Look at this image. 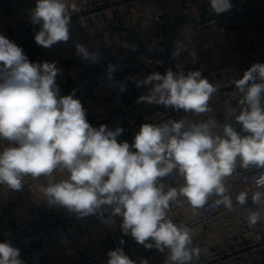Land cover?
Returning a JSON list of instances; mask_svg holds the SVG:
<instances>
[{
  "label": "clouds",
  "instance_id": "1",
  "mask_svg": "<svg viewBox=\"0 0 264 264\" xmlns=\"http://www.w3.org/2000/svg\"><path fill=\"white\" fill-rule=\"evenodd\" d=\"M209 3L217 15L232 7L230 0ZM74 12H79L74 2L36 0L30 14L31 23L41 26L35 43L50 48L67 42ZM177 43L174 57L182 46ZM76 50L81 58L98 62L97 54L85 46L76 44ZM108 71L114 72V66ZM59 73L56 62H31L20 46L0 34V140L10 144L0 151V184L19 191L26 176L47 177L39 191L49 204L79 217L109 206L113 217H122L125 235L147 249H167L166 264H191L199 257V248L192 246L189 227L168 218L170 204L182 196L194 209L202 208L215 194L220 197L215 203L231 210L233 201L224 181L235 172L237 161L243 169H264V63H253L234 81L241 98L230 113L235 114L239 131L224 123L222 134L217 133L219 125L211 118L187 126L184 119L144 123L131 145L117 141L122 127H93L74 92L61 96ZM136 85L150 86L137 103L198 115L211 110L209 101L218 91L201 71L153 72ZM174 169L183 177V186L165 192L159 179ZM57 171L66 172L67 178L57 181L53 176ZM253 182L251 200L260 208L245 217L250 228L264 219V172ZM248 198L249 190L240 191L236 202L244 206ZM149 239L154 243H146ZM107 255V264H136L122 248ZM0 264H24L10 240L0 242Z\"/></svg>",
  "mask_w": 264,
  "mask_h": 264
},
{
  "label": "crops",
  "instance_id": "2",
  "mask_svg": "<svg viewBox=\"0 0 264 264\" xmlns=\"http://www.w3.org/2000/svg\"><path fill=\"white\" fill-rule=\"evenodd\" d=\"M81 1L85 4H98L105 0ZM236 2L244 7L245 11L233 16L232 21L240 24H246L249 20L253 22L257 36L252 35L248 40V44L256 51L257 63H264V53L258 44V41L264 42V0H236ZM66 3L70 5L73 2L66 0ZM35 4L36 0H22L0 10V34L13 41L12 30L30 21L31 10L35 7ZM144 11H148V14L142 15ZM169 15L185 18L190 22H198L199 25H202L197 28H184L179 31L178 39L182 46L177 61L181 67L175 72H204L219 66L232 64L241 77L243 72L251 66L235 34L230 31L218 33L221 26L231 23L230 20L208 24L211 21L208 0H138L134 4L124 5L113 11L103 12L92 17L90 19V32L100 34L111 27L122 31L130 25H134L140 30H146L151 26L160 28L161 26L155 19ZM81 26L82 24L79 21L70 23V38L77 35L78 39L82 40L85 37L81 31ZM124 37L125 33L117 32L98 40L95 45L89 43L84 46L90 53L95 52L96 54L97 49H109L108 57L112 60L118 59L126 56L125 50L117 49V46L123 42ZM156 41V37L147 36L138 40V44L151 48ZM39 51L42 54L43 62H56L57 68L60 69V73L56 77V84L59 88L68 83L73 77H82L86 69L93 64L90 59L81 58L77 54L76 48L67 45L65 42H58L50 48L41 46ZM155 72L164 74L163 70H156ZM121 87H124L123 93L127 94L123 101L112 98L114 88L111 84H105L95 92L84 93L86 114L94 118L124 105L127 113L130 116H135L140 111L151 113L164 107L156 104L136 103L139 96L148 93L150 86L137 87L131 78L126 77L120 81ZM231 108H233V105L225 104L218 108L212 116L184 113L177 120L184 119L186 126L209 118L216 122L228 120L235 123V114L230 113ZM145 123L152 122L147 118ZM117 127L124 129L123 133L117 137V141H127L131 145L133 140L126 124L120 122L110 130H115ZM5 147L7 145L0 142V151ZM53 176L59 181L60 179H66L67 173L57 171ZM32 179L33 187L26 191H22V189L19 191L11 190L7 185L0 184V216L13 229L23 228L27 224L35 222L38 219L37 206H42L49 213L65 208L49 204L39 191L41 185H47V177L41 176ZM183 183V177H181L173 182L169 188L179 189L183 186ZM176 205V210L173 214L168 213V218H178L184 222H189L202 214V208L194 209L182 196H178ZM105 215L103 221H92L87 226H75L70 230L62 229L45 236L42 239V250L29 257L24 261V264H74L86 260L101 249L120 244L121 240L134 239L130 234L125 235L122 232V217H113L111 208L105 211ZM240 217L239 211L233 213L235 222H239ZM235 234V239L242 242L241 226L235 227ZM191 235L195 243L194 247L199 248V257L210 252L215 244L229 238L222 221L202 226L192 231ZM153 248L147 249L143 245L139 249V254H149ZM125 254L133 260L129 253ZM166 258L167 255H159L150 257L147 261L148 264H166ZM103 264H107V262ZM136 264H140V262H136ZM225 264L237 263L228 261ZM245 264H264V260L259 256H253Z\"/></svg>",
  "mask_w": 264,
  "mask_h": 264
},
{
  "label": "built area",
  "instance_id": "3",
  "mask_svg": "<svg viewBox=\"0 0 264 264\" xmlns=\"http://www.w3.org/2000/svg\"><path fill=\"white\" fill-rule=\"evenodd\" d=\"M22 0H1L0 10L5 7L19 2ZM79 8V12L70 13L71 22H81V31L85 37L82 40L78 39L75 35L67 42V45L76 48V44L86 45L89 43L96 44V42L110 34L123 32L125 37L123 42L117 46L118 50H125L126 56L118 59H110L108 57L110 50L97 49L98 62L91 64L85 71L84 75L80 78L73 77L68 83L59 88L61 96H66L74 92V98H78L84 109L85 99L84 93L95 92L105 84H111L114 88L112 98L123 101L127 97L126 93L120 91V81L126 77L131 78L136 85V81L141 80L146 75H149L156 70L171 69L174 72L179 69L178 56H173L172 53L178 47L179 39L178 33L184 28H197L198 22L193 23L185 18H178L175 16H165L163 18H156V22L161 26H151L146 30H140L134 25L128 26L126 29L120 31L113 27L108 28L103 33L92 34L90 32V19L103 12L113 11L121 6L134 4L138 0H105L98 4H85L81 0H71ZM231 9L219 15L213 12L209 4L211 12V21L208 24L221 23L225 20H230L229 25H223L218 29V33L230 31L237 37L238 43L244 51L246 58L251 63H257L256 51L248 44V40L252 35L257 36L256 28L250 20L246 24H240L232 21V17L245 11V8L236 2L230 0ZM148 11H144L142 15H147ZM41 26L32 24L31 21L25 22L12 30L13 42L20 46L25 55L31 62L43 63L42 54L39 51L40 45H37L34 40L36 32L40 30ZM147 36L156 37L157 41L151 48L139 45L138 40L144 39ZM258 44L264 53V42L258 41ZM181 52V47H180ZM179 52V53H180ZM139 56L140 58H138ZM113 65L115 71L109 73L108 66ZM188 72H185L187 74ZM203 77H206L213 83L218 91L213 94L209 101L210 111L204 113L205 116H212L215 111L225 104H231L233 107L238 106V100L241 94L235 88L234 81L239 79L240 76L232 64L216 67L215 69L201 72ZM137 86V85H136ZM137 103V102H136ZM144 103V102H141ZM184 110L175 111L172 108L162 107L155 112L148 113L140 111L135 116H130L124 105H121L107 114L100 115L94 118L89 117L87 114L88 122L98 128L104 124L110 129L118 123H125L131 133V138L134 140L135 134L140 130V126L150 119L153 124H160L171 120H177L184 115ZM224 123H231L238 131L240 125L232 123L228 120L217 122L218 128L214 129L215 132L222 134V126ZM4 142L7 147L10 146L6 140ZM264 169H256L250 167L243 169L239 167V160L237 161V168L235 172L225 178V186L228 189L226 194L230 195L233 201L231 210L226 209L222 204L217 205L215 202L220 197L215 194L211 195L208 203L202 207V214L200 217L184 222L182 219L173 218V222L177 224H184L192 231L211 224L213 222L222 221L228 233L229 238L222 240L220 243L215 244L210 252L202 254L200 257H194L191 264H225L228 261H235L237 264H245L253 256H259L264 260V219L254 227L250 228L245 220L249 210H257L260 205L253 204L251 200L252 191L256 190L253 178L258 176ZM178 170L174 169L173 172L159 179V183L163 186V190L167 192L170 185L177 179L181 178ZM33 187V179L31 176H26L23 181L22 191L30 190ZM249 190V198L244 206H240L236 202V195L240 191ZM178 200V197H177ZM176 201L170 204L168 213L173 214L176 210ZM110 208L109 206H102L97 210L96 214L87 217H79L78 214L69 211L67 208L49 213L42 206H37L38 219L23 228L13 229L10 227L5 219L0 216V242L10 240L12 245L20 250V258L26 261L29 257L42 250V239L58 230H70L75 226H87L92 221H103L106 217L105 211ZM240 212L239 222H235L233 213ZM241 226L242 228V242L235 239V227ZM146 243H154L149 239ZM143 245L137 243L134 239L124 240L123 244H118L112 247L99 250L95 255L74 264H103L107 262V253L117 248H122L124 253H129L133 261L140 262L142 259H148L154 256H166L168 250L160 252L153 248L149 254L140 255L139 249ZM192 246H195L192 238Z\"/></svg>",
  "mask_w": 264,
  "mask_h": 264
}]
</instances>
